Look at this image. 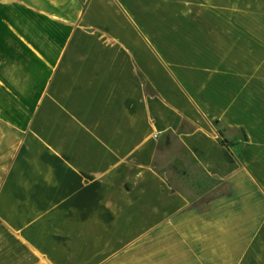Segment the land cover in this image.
I'll list each match as a JSON object with an SVG mask.
<instances>
[{"label": "crops", "instance_id": "0c3cea01", "mask_svg": "<svg viewBox=\"0 0 264 264\" xmlns=\"http://www.w3.org/2000/svg\"><path fill=\"white\" fill-rule=\"evenodd\" d=\"M0 264H264V0H0Z\"/></svg>", "mask_w": 264, "mask_h": 264}, {"label": "rangeland", "instance_id": "374dc122", "mask_svg": "<svg viewBox=\"0 0 264 264\" xmlns=\"http://www.w3.org/2000/svg\"><path fill=\"white\" fill-rule=\"evenodd\" d=\"M156 166L188 196H197V184L202 182L203 175L170 134L165 136L164 143L159 148Z\"/></svg>", "mask_w": 264, "mask_h": 264}, {"label": "trees", "instance_id": "16d2710c", "mask_svg": "<svg viewBox=\"0 0 264 264\" xmlns=\"http://www.w3.org/2000/svg\"><path fill=\"white\" fill-rule=\"evenodd\" d=\"M172 137H174V135L172 134V133H169ZM219 136H220V134H219ZM174 139L176 140V138L174 137ZM176 142H177V144L179 145V147H180V149H182V151L188 156V158L190 159V161L192 162V164L193 165H195L197 168H198V170H199V172L203 175V178H202V182L201 183H199V184H197V188H196V190H197V192H196V194L197 195H200V194H202V193H204V192H206V191H208L209 189H211L213 186H214V181L213 180H211L198 166H197V164L195 163V161L187 154V152L185 151V149L183 148V146L176 140ZM221 142V144H223L224 146H226V147H228L229 146V143L227 142V141H225V140H221L220 141ZM156 169L161 173V175L165 178V179H167L168 181H169V183L171 184V186L173 187V189L174 190H176V191H178V192H180L181 194H183V195H185L188 199H189V202H192L191 200H190V196L188 197V194H186L183 190H181L180 188H178V187H174L175 185L173 184V182L171 181V179L168 177V176H166V175H164L163 173H162V171L159 169V168H157L156 167Z\"/></svg>", "mask_w": 264, "mask_h": 264}]
</instances>
